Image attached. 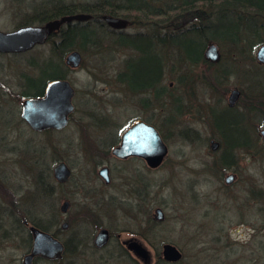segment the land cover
Masks as SVG:
<instances>
[{
    "label": "rangeland",
    "instance_id": "1",
    "mask_svg": "<svg viewBox=\"0 0 264 264\" xmlns=\"http://www.w3.org/2000/svg\"><path fill=\"white\" fill-rule=\"evenodd\" d=\"M48 1L0 0V30L44 23L38 14L48 10ZM129 20L125 32L146 30L140 21ZM93 40L98 46L77 49L82 56L77 67L65 63L71 51L53 56L62 59L75 88L74 109L62 128L42 132L33 131L21 116L23 101L31 97L23 91L27 79L36 77L37 66L49 57L51 44L23 53L0 51V264L19 263L27 249L19 220L28 217L57 234L63 233L58 229L66 221L73 227L85 224L93 235L105 226L126 242L144 238L148 263L169 242L182 253L176 264H264V107L263 112H244L259 104L254 95L258 78L251 75H264V63L257 60L262 43L254 47L251 59L211 41L204 51L206 63L190 65H173L178 54L169 49L166 95L156 99L131 92L117 79L124 60L135 56L130 48L118 44L110 32L100 31ZM211 44L217 45V60L206 55ZM56 71L49 68L50 75ZM234 90L240 93L231 104ZM225 112L245 121L244 132L252 143L233 149L230 165L222 163L224 146L215 129ZM137 118L154 126L166 145L155 167L112 153L120 145L122 130ZM211 140L219 142L216 149ZM60 161L71 169L69 179L61 183L54 177ZM103 165L110 169L109 181L99 174ZM140 180L145 182L144 198L135 190ZM66 200L71 205L63 213L60 207ZM158 207L164 214L157 220ZM92 248L77 242L72 255L48 259V264H142L119 253L117 239L104 249Z\"/></svg>",
    "mask_w": 264,
    "mask_h": 264
},
{
    "label": "trees",
    "instance_id": "2",
    "mask_svg": "<svg viewBox=\"0 0 264 264\" xmlns=\"http://www.w3.org/2000/svg\"><path fill=\"white\" fill-rule=\"evenodd\" d=\"M145 1L152 9L154 18L144 13L145 8L141 2ZM153 0H92L76 2L48 1V13L42 11L38 14V20H47L53 17L71 12L82 11L89 12L95 18L82 23H71L65 25L57 36L48 40L50 45V55L37 66V76L27 79V90L23 91L24 96L40 97L45 93L48 82L55 78L66 77L67 72L61 63L60 58L54 60L53 56L62 57L73 49H81L85 44L98 46V41L93 40L94 36L100 31L107 30V24L100 20L101 15L109 13L118 15L134 10L142 14V17H131L132 22L144 25L146 32L121 33L117 34V42L121 46L130 48L134 52V57L129 56L124 60L123 69L119 71L117 79L123 83L126 88L132 92L135 88L148 92V96L156 99L166 95L164 84L165 73L169 67L168 51L173 49L177 51V57L174 56L173 65L176 62L185 64H196L200 60H205L204 51L206 46L215 41L222 48L229 49L234 55L241 53L244 58H251L250 53L259 43H264V0H170L162 6L151 5ZM219 3L222 8L211 9L205 5ZM184 4L191 6L188 14L182 10L177 12L180 19L176 24H167V17L171 9L181 8ZM68 5L70 9H66ZM77 6L74 9L72 6ZM45 7V4L43 5ZM42 6V7H43ZM76 8V7H75ZM143 10V11H142ZM159 18H158V17ZM97 19V20H96ZM99 19V20H98ZM130 21V20H129ZM158 22H162L167 27L165 32L156 33L148 32V27L156 29ZM119 37V38H118ZM122 38V39H121ZM131 38L129 42V39ZM132 38L144 39L146 41L135 42ZM43 45V44H42ZM37 46H41L37 45ZM36 46V47H37ZM23 53V52H20ZM165 59H163V56ZM37 65V64H36ZM56 69V73L50 75L49 68ZM171 71L174 68L171 66ZM247 70H245L246 72ZM253 76L258 78L254 84L256 91L254 95L259 101L258 105L245 107L244 112L256 111L263 112L264 107V75L254 71ZM128 78V80H127ZM163 82V84H162ZM132 87H130V86ZM135 87V88H134ZM29 90V91H28ZM177 108V107H176ZM243 110V109H242ZM215 115V112H214ZM225 119L215 124V129L221 136L223 144L222 163L230 165L232 163L233 149L251 145V140L244 131H248L245 121H240L232 114L225 112ZM215 118V117H214ZM216 123V121H215ZM250 147V146H249ZM37 226L45 227L46 225L34 218L28 217ZM20 226L24 225L20 221Z\"/></svg>",
    "mask_w": 264,
    "mask_h": 264
},
{
    "label": "water",
    "instance_id": "3",
    "mask_svg": "<svg viewBox=\"0 0 264 264\" xmlns=\"http://www.w3.org/2000/svg\"><path fill=\"white\" fill-rule=\"evenodd\" d=\"M90 17L86 13H77L63 15L45 24L24 25L10 31L0 30V51L4 52H24L32 49L36 44L44 43L48 38L57 33L64 22L69 23L72 20H84ZM107 24L115 28L126 27L128 21L125 18L106 15L104 17ZM206 55L211 60H217L218 50L216 45L211 44L206 50ZM82 56L78 50H72L66 56V64L74 68L79 66ZM257 60L264 63V44L257 50ZM239 90H234L230 95V103L233 104L239 95ZM75 88L68 78H59L52 80L46 87L45 93L39 98H26L23 101L22 116L28 122L32 129L42 131L50 127L62 128L68 123V117L74 109L73 97ZM264 139V128L261 130ZM211 145L216 149L218 141L211 140ZM118 157L125 158L130 155L143 157L149 166L155 167L162 162L166 145L164 144L159 131L152 125L142 120H136L128 127L121 136L120 145L116 146L113 151ZM101 175L109 181L108 168L104 167L100 171ZM71 175V169L65 161L58 162L54 167V177L59 182H65ZM67 202H65L66 207ZM163 210L156 209V218L163 217ZM36 242L30 254L24 257V264H32L33 256L37 253L46 252L49 257L59 256L62 251V244L50 234L42 232L32 227ZM106 232L102 230L101 234ZM103 238H99L102 243ZM135 247L142 248L138 243L133 242ZM143 249V248H142ZM164 257L167 260L177 261L182 257V253L177 246L172 243H165L163 249ZM142 254H147L143 249Z\"/></svg>",
    "mask_w": 264,
    "mask_h": 264
},
{
    "label": "flooded vegetation",
    "instance_id": "4",
    "mask_svg": "<svg viewBox=\"0 0 264 264\" xmlns=\"http://www.w3.org/2000/svg\"><path fill=\"white\" fill-rule=\"evenodd\" d=\"M58 16H62V15H58ZM101 20L104 22V24L105 23L107 24V22H106V20L104 18L101 19ZM45 21H43L44 22L43 24L48 23V19L45 20ZM71 22L75 23L76 21L72 20L69 23H63L62 26L64 24H70ZM25 25H27V24H25ZM20 26H22V25H20ZM20 26H18V27H20ZM62 26L60 27V30L57 33H54L49 38H53L54 36H57L60 33V31L62 30V28H64ZM107 26H108V27H106L107 30L103 29V31H101V32H105V33L110 32L115 37L117 36V34L128 33V32L124 31V28H115V27H112V26H110L108 24H107ZM44 44H48V36H47V39L44 42ZM136 120H142L145 123H149V122H146V120L143 119V118H137V119L133 120L130 124H128L124 128L122 133L128 127H130ZM122 133L120 135V142H121ZM130 157L140 158L141 160H144L147 163V161L143 157L138 156V155H130V156L125 157V159L130 158ZM104 167L108 168V175H109V178H110V169H109V167L107 165H103L102 168H104ZM101 169L99 170V174H101L100 173ZM139 183H140V187H137L135 190L137 192H140V194L144 198V193L142 191L143 187L141 186V183H143L145 185V182L143 180H140ZM65 202H67L66 207L64 208L65 203H63L61 205V207H60L63 213H66L68 208H69V206L71 205L69 200H66ZM154 218L157 219L156 216H154ZM20 221L21 220H19V224H20ZM22 223H23L24 227L20 228V230L25 232V237L24 238H26L27 249L24 250L23 255L19 258V261H18L19 263L18 264H24V257L27 254L31 253L33 248H34V246H35L36 238H35V234H34V231H33L32 227H35L36 229H38V230H40L42 232L50 234L53 238L57 239L62 244V251L60 252L59 256H57V258L49 257L46 252L37 253V254H35L33 256L32 264H38V261L39 262L40 261H44L45 264H48V259L49 260L50 259L51 260L52 259L53 260H56V259L61 260L67 254L72 255L75 252V248H76V243L77 242L78 243L81 242L82 244L91 245L93 247L92 249L96 251V250H101V249H104L105 247H107L109 245V243L112 242L113 239H117L119 241L120 245H121V249L122 250H120L119 253L130 255L133 258V260H135V261H137L139 263L144 264L142 262V260H144L145 263H147V264H176V263L179 262V260L171 261V260H167L164 257V253H163L164 245H165V243H169V242H164L162 244V248L160 249L159 253H157V254L154 253V255H152V261H150L148 263V255L145 257L142 254L143 249L145 250L146 254H148V251H149L148 246L145 244V243H147L146 239L140 238V237H135V238H132L129 242L128 241L126 242V240H121L120 233L115 235V234H113L111 232L110 228L105 227V226H101L99 228V230L96 232V234L93 235V230H91L90 227H87V226L85 227V224H78L77 227H73V225L70 226L69 222L63 221L61 223V226H60L61 229H58L60 232H63V233L62 234H57L54 231H50V230L48 231V226H45V227L37 226L31 220L24 219V220H22ZM90 226H91V224H90ZM19 227H21V226H19ZM80 229H81L82 233L80 232ZM102 230H104L106 232L105 236H104V233L101 234ZM99 238H103L102 239L103 240L102 243H99V241H98ZM17 239H21V234H19ZM133 242L138 243L143 249L140 248L139 246L135 247ZM77 246H79V245H77ZM81 254L85 255L87 253L86 252H82ZM140 259H142V260H140Z\"/></svg>",
    "mask_w": 264,
    "mask_h": 264
},
{
    "label": "bare ground",
    "instance_id": "5",
    "mask_svg": "<svg viewBox=\"0 0 264 264\" xmlns=\"http://www.w3.org/2000/svg\"><path fill=\"white\" fill-rule=\"evenodd\" d=\"M166 2H170V0H153L152 2H150V4L151 3H153V4H155L156 6H162V8H163V5L166 3ZM141 5L145 8V10H144V13H146L148 16L150 15L151 16V18H154L155 16H154V14H152L151 15V13H152V9H151V7L148 5V3L147 2H145V1H142L141 2ZM74 9H77V6H72ZM76 7V8H75ZM207 7H209V8H211V9H213V8H215V9H218V10H221V9H224V8H222L221 7V5L219 4V3H211L210 5H205V7H204V9L205 10H207ZM65 8L66 9H70V7L68 6V5H65ZM183 11L185 14H188L189 12H190V10H191V6H189V5H187V4H184L183 6H181V8H179V10L178 9H171V12L169 13V14H167L168 16L167 17H165V18H167V21H168V23L167 24H176V23H178L179 22V18H178V15H176V13L177 12H180V11ZM143 11V10H142ZM77 13H86V14H89L90 15V17H88L87 19H84V20H75L78 24L79 23H82V22H84V21H88V20H90V19H94L95 20V18L92 16V14L91 13H89V12H82V11H76V12H71V13H68V15H70V14H77ZM123 13V12H122ZM126 14L128 15V16H131V17H133V16H137V17H142L143 15L142 14H140V13H138V12H135L134 10H132V11H128V12H126ZM106 15H111V16H114V17H117L116 15H113V14H109V13H104L103 15H101V17H100V20L101 19H103ZM158 17V16H157ZM159 18V17H158ZM97 20V19H96ZM99 20V19H98ZM158 24L159 25H157V27H156V29H155V32L156 33H163V32H165V30L167 29V27L165 26V25H163V23L162 22H158ZM134 33H137V32H134ZM139 33V32H138ZM133 34V33H132ZM119 38V37H118ZM122 39V38H121ZM126 39H129V42L130 41H132V40H130L131 38H126ZM133 39V41H135V42H142V41H146V40H144V39H135V38H132ZM115 41L116 42H118L119 41V39H117L116 37H115ZM218 44V43H217ZM264 43H262L261 45H263ZM216 47H217V45H216ZM203 62H205L206 63V61L203 59L202 60ZM251 77L252 78H254V76H253V74L251 75ZM127 80H128V78H127ZM130 86V85H129ZM130 87H132V86H130ZM133 88V87H132ZM135 88V87H134ZM134 93L135 94H148V92H144V91H142V90H139V89H137V88H135L134 90ZM0 212H1V214H3V210H0ZM53 257H55V258H57V256H53Z\"/></svg>",
    "mask_w": 264,
    "mask_h": 264
}]
</instances>
